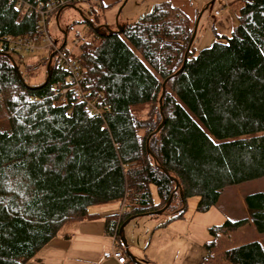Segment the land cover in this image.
I'll use <instances>...</instances> for the list:
<instances>
[{"label":"trees","instance_id":"obj_1","mask_svg":"<svg viewBox=\"0 0 264 264\" xmlns=\"http://www.w3.org/2000/svg\"><path fill=\"white\" fill-rule=\"evenodd\" d=\"M68 3L57 18L75 6ZM87 4L86 20L97 27L96 6ZM38 18L34 10L19 16L14 0H0V41L32 36ZM236 20L228 38L216 35L195 55L189 49L183 66L192 30L187 16L167 2L120 33L94 32L79 21L85 31L76 35L71 56L99 116L70 94L58 104L63 70L50 65L46 84V72L31 84L30 68L23 74L2 45L0 264H25L64 228L97 219L89 207L119 204L120 212L102 222L104 234L122 248L119 227L161 210L170 198L162 212L169 216L157 227L181 218L192 197L196 212H226L230 203L221 199L229 201L227 191L264 179V0H242ZM242 203L248 218L233 216L207 230V258L221 235L248 220L252 237L264 235V192L247 194ZM218 257L222 264H264V248L253 238Z\"/></svg>","mask_w":264,"mask_h":264},{"label":"rangeland","instance_id":"obj_2","mask_svg":"<svg viewBox=\"0 0 264 264\" xmlns=\"http://www.w3.org/2000/svg\"><path fill=\"white\" fill-rule=\"evenodd\" d=\"M210 1L211 0H120L109 8L101 6L99 2L92 3L91 5L96 6L97 9V27H100V33H108L114 32L117 27H123L128 23L136 21L143 15L149 13L152 6L167 2L172 7L183 12L189 20L191 30H193V28L195 29L190 46L191 54L195 55L201 49L208 48L215 41L216 35L228 38L231 29L237 24L236 14L238 8L242 4V0H228L226 5L223 0H214L211 5H208ZM87 8V3L75 4L73 7L63 9L59 18H57V22H55V16L53 17V21L49 20L47 32L50 39L55 41L58 47L62 43L61 33H65L66 44L63 52L72 51V53H75L74 46L76 35H81L83 31H85L84 25L78 22L83 21V19H89L86 14ZM219 41L224 42V39H220ZM45 45L46 43H41L40 46H38L39 49L32 53L12 55V58L23 74L26 67L30 68L27 71V76L31 78L29 80L31 84L40 83L44 78L45 66L42 65V60L46 58L48 54L47 50L43 49ZM258 191L264 192V179L250 181L246 184L234 187L231 191H227L225 198L229 201H226L224 198L221 199V201L223 204L229 202L230 206H228L229 208L225 207L226 212L224 211L223 213L216 207H211L202 213L196 212L195 206L197 198H188L185 202L183 216L176 219L178 222H182L178 223L179 226L182 224L186 228L180 230L179 235L174 237L176 239L174 240L175 244L172 243L170 245L171 250L174 251L171 254L175 257L174 260L170 259V262H175L174 264H222L218 257L221 250L252 240L253 238L260 241L264 248V235H255V237H252L254 230L250 220H248L246 225L238 228V230L227 233L226 235H221L216 240L213 253L210 257L207 258L208 253L203 248V241L207 242L210 240L207 232L210 227L222 225L225 219L233 220V216H246L248 218L247 213L244 211L242 199L245 195ZM151 197L152 201L155 202L156 195L153 188H151ZM109 204L116 206V209L119 206L116 202L106 205ZM95 207L97 206L89 207L88 211H93ZM119 209L120 207L118 211ZM231 209L234 211V215ZM229 213L232 214V218ZM168 214L169 212L159 215L141 216L131 220L125 225L126 227L124 226L126 242V237H129L127 235L128 230L131 231V228H136V230L139 231L149 229V226H147L148 224L152 223L154 227L165 221L169 216ZM143 234L144 233L141 232L140 237L137 235V240H134V245L138 243V247L143 250L145 248L146 250L154 249L153 244L148 246V248L146 247L151 236V229H149L147 234L145 233V238H143ZM166 237L164 236V238ZM142 239H144L143 244L141 243ZM157 243L158 242L155 244ZM163 243H165V240ZM165 246V244H160L158 247L164 248Z\"/></svg>","mask_w":264,"mask_h":264},{"label":"crops","instance_id":"obj_3","mask_svg":"<svg viewBox=\"0 0 264 264\" xmlns=\"http://www.w3.org/2000/svg\"><path fill=\"white\" fill-rule=\"evenodd\" d=\"M118 1L120 0H98L97 2L101 6L109 8ZM118 208L119 206L116 209V206L110 204L99 205L93 208L94 210L90 212L98 214L99 217L97 219L64 228L58 236L52 239L34 258L25 264H117L112 258L105 257V254L110 249L112 238L103 232L102 217L108 214L119 213L120 209L118 211ZM178 223L182 222L173 220L164 227H157L159 224L154 227L152 223L148 224L147 226L151 229V236L146 247L148 248V246L153 244L154 249L151 250L139 248L138 243L134 245L137 235L140 237L142 232L144 233L143 238H145V233L147 234L149 229L139 231L136 228H131L132 230H128L127 234L129 237H126V243L129 247H127L128 251L138 260L142 262L146 261L143 264H174L175 262H170V259H175L171 254L174 251L171 250L170 245L174 243V240H176L174 237L179 235L180 230L186 228L182 224L179 226ZM125 227H123V236ZM164 236L167 237L164 238ZM164 240L165 243H163ZM143 242L144 239H142L141 243L143 244ZM156 242L158 243L155 244ZM160 244H165L166 246L164 248L158 247ZM124 264L133 263L126 258Z\"/></svg>","mask_w":264,"mask_h":264},{"label":"built area","instance_id":"obj_4","mask_svg":"<svg viewBox=\"0 0 264 264\" xmlns=\"http://www.w3.org/2000/svg\"><path fill=\"white\" fill-rule=\"evenodd\" d=\"M8 1L11 2L13 0ZM69 1L73 4H92L97 3L98 0H57L46 4H42L39 0H34L32 2L14 0V7L18 10L19 16H23L29 10H34V12L38 14L37 29L30 37L13 39L9 37L3 38L4 40L0 41V49L2 45L5 44V53L17 55L19 53H32L39 49L38 46H40L41 43H46L43 49H46L48 54H52L50 61L51 66L56 69H61L66 73V86L60 91L61 97L58 104H65V95L70 94L72 99L83 104L88 114L99 116L101 112L85 97L86 95L81 89V70L76 61L72 59V51L63 52L62 48L60 46L58 47L56 42L50 39L47 32L49 20L53 21L54 14L60 10L59 8L69 4ZM227 1L228 0H223L225 5ZM53 105H55V103ZM105 257L112 258L117 264L125 263L124 249L120 248L113 238L110 249L105 254Z\"/></svg>","mask_w":264,"mask_h":264},{"label":"water","instance_id":"obj_5","mask_svg":"<svg viewBox=\"0 0 264 264\" xmlns=\"http://www.w3.org/2000/svg\"><path fill=\"white\" fill-rule=\"evenodd\" d=\"M213 1H214V0H211V1L209 2L208 5H211V4L213 3ZM58 13H59V12H57L56 15H55V22H57V16H58ZM83 21H84L89 27H91V28L93 29L94 32H98V31H99L100 27H93V26L91 25V23H90L88 20H86V19H83ZM121 30H122L121 27H117L116 30H115L114 32H108L107 34H109V33H120ZM194 30H195V29L193 28V30H192V32H191V36H190V38H189V40H188V42H187V46H186L185 52H184V54H183L182 66H183V63H184L185 60H186L187 53H188V51H189V49H190V46H191V43H192V40H193V37H194ZM61 34H62V43H61V46H60V47H62L63 44H64V42H65V33L62 32ZM6 57H7V59L10 61L11 65H12V67H13V69H14V72H15L16 76L18 77V79L20 80V82L23 83L22 80H21V78H20L19 72H18L16 66L14 65L13 60H12L11 57L8 56V55H6ZM51 58H52V54H50V55L48 56V58H47V62H46V64H45L46 78H45V80L43 81L42 85L46 84V82H47V80H48L49 72H50L49 65H50ZM177 73H178V72H177ZM177 73H176V74H177ZM176 74H174V75H176ZM163 86H164V84H162L161 95H162V93H163ZM160 101H161V98L158 99V105L160 104ZM159 110H160V107H159ZM162 124H163V120H161L160 124H159L158 127L155 129L154 133L158 132V130L161 128ZM176 188H177V184H175V189H176ZM170 199H171V198H170ZM170 199L167 201L166 205H165L164 208H162L161 210L156 211V212H153V213L145 214L144 216H147V215H159V214H161V213L167 208V206L169 205ZM129 220H130V219L126 220V221H125V222L119 227V229H118L117 235H118V238H119V242H120L122 248L124 249V254H125V257L127 258V260H129V261H130L131 263H133V264H143L142 261L138 260V259H137L134 255H132V254L128 251V249H127L126 240H125V238H124V236H123V227L129 222Z\"/></svg>","mask_w":264,"mask_h":264}]
</instances>
